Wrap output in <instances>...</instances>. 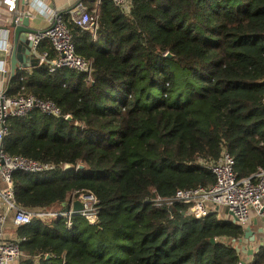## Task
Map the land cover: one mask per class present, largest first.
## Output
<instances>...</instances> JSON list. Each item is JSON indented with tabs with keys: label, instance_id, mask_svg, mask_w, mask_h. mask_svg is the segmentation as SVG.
Segmentation results:
<instances>
[{
	"label": "trees",
	"instance_id": "trees-1",
	"mask_svg": "<svg viewBox=\"0 0 264 264\" xmlns=\"http://www.w3.org/2000/svg\"><path fill=\"white\" fill-rule=\"evenodd\" d=\"M87 3L95 32L63 19L91 80L46 65L17 71L7 94L53 102L62 117L9 118L2 148L56 168L13 175L22 209L66 213L72 196L91 194L99 224H13L19 264H242L232 247L241 227L152 200L212 188L201 162L223 151L239 179L264 169V0H132L128 15L112 0ZM39 51L54 58L48 42ZM247 264H264V247Z\"/></svg>",
	"mask_w": 264,
	"mask_h": 264
},
{
	"label": "built area",
	"instance_id": "built-area-1",
	"mask_svg": "<svg viewBox=\"0 0 264 264\" xmlns=\"http://www.w3.org/2000/svg\"><path fill=\"white\" fill-rule=\"evenodd\" d=\"M30 1V0H29ZM94 1L99 5L102 0ZM4 3L11 4L9 9L14 8L15 0H4ZM36 10L50 22L47 29L39 31L38 34H31L33 39V50L39 52L44 42L52 45L55 57L51 58L48 52H39V65H46L50 73L62 69L73 70L83 73L90 81L92 76V65L90 62L79 57L76 53V46L70 30L61 15L45 7L41 0H31ZM112 2L125 14H130L132 0H112ZM72 22L82 29H92L93 19L86 10L83 3L71 12ZM16 24L20 25L19 19ZM40 113L60 118L62 113L53 102L44 101L33 95L9 96L6 91H0V264H15L22 257L20 241L6 239V226L9 217L16 227L29 225L34 219L50 222L60 217H67V227L72 226L73 215H80L89 225L99 224V209L95 196L81 194L80 202L83 210L79 213L74 211V201L70 202L69 212L46 211L29 212L22 209L16 201L13 175L16 172L30 174H45L55 171V166L49 163H41L22 156L12 157L4 152L2 142L8 135L6 122L9 118H23L30 113ZM67 118V116H65ZM201 165L206 167L216 178L215 185L210 188H197L192 190H179L171 198H161L155 195L152 202L156 207L172 208L177 204L186 206L188 213L196 219H203L210 214L219 213L220 209L225 210L226 216L222 219L238 225L243 229L252 226L255 222L261 228V235H264V169H259L249 178L239 179L235 172V160L228 151H223L217 163L202 161ZM65 170V167L62 168ZM79 167L76 168V171ZM73 199H75L73 197ZM78 200V201H79Z\"/></svg>",
	"mask_w": 264,
	"mask_h": 264
},
{
	"label": "crops",
	"instance_id": "crops-1",
	"mask_svg": "<svg viewBox=\"0 0 264 264\" xmlns=\"http://www.w3.org/2000/svg\"><path fill=\"white\" fill-rule=\"evenodd\" d=\"M4 0H0V91L4 90L6 92L9 91L11 87V79L16 72L19 70H25L31 72L36 66L30 68L21 67V64H17L19 69H14L12 64L11 56L14 51V47L16 45L15 42V32L12 27L15 18L19 19L20 25L25 22L27 12L32 14L29 17V27L36 31H42L47 29L50 25V22L39 13L34 4L29 0H15L14 8L11 11L9 7L11 4H6L3 2ZM45 7L54 11L56 14L64 17L65 15H71V12L75 11L80 3H83L88 11V7L90 6L89 0H41ZM87 1V2H86ZM97 5V4H96ZM89 13V12H88ZM18 14L17 17L15 15ZM40 52V51H39ZM39 52H37L39 54ZM37 53L31 52V55L28 57V62L31 63L34 59H37ZM51 57V56H50ZM55 57V54H54ZM219 217L226 216L225 210L220 209L218 213ZM252 227L256 232V236L258 239L257 245L252 248H256L259 246V239L264 240V235L260 234V227L256 225L255 222L252 223ZM16 238V228L13 225L12 217H9L6 226V239ZM242 260H247V263L252 262L254 257H248L246 253L240 254ZM20 260L15 263L19 264Z\"/></svg>",
	"mask_w": 264,
	"mask_h": 264
},
{
	"label": "water",
	"instance_id": "water-1",
	"mask_svg": "<svg viewBox=\"0 0 264 264\" xmlns=\"http://www.w3.org/2000/svg\"><path fill=\"white\" fill-rule=\"evenodd\" d=\"M18 14L15 15L17 17ZM32 14L30 12H27L25 22H23L21 25L16 24V18L14 20V23L12 25L14 32H15V42L16 45L14 47L13 54L11 56L12 64L14 69H19L17 64H21V67L24 68H30L33 66H36L39 62L38 58L31 63L28 62V57L31 55V52H34L33 50V39L30 37L31 34H38L39 31L33 30L29 27V17H31ZM97 24L93 23V27L96 28ZM167 57L171 58V54H167ZM15 76V75H14ZM13 76V77H14ZM68 121H72L71 116H67L66 118ZM77 127H81L80 124H76ZM75 167L73 165L67 164L65 166V171L70 172L73 171ZM79 169L83 170L84 166H80ZM83 210V204L80 201H76L74 204V211L76 213H79ZM262 232V231H260ZM258 242L256 232L254 231L252 226H249L246 228L243 236L239 239H235L232 241V247L239 253H246L248 257H255V255L259 252V250L264 247V240L259 239V246L256 248H252L253 246H256ZM212 243H215V240H212ZM47 259H50L48 256ZM242 264H247V260H242Z\"/></svg>",
	"mask_w": 264,
	"mask_h": 264
},
{
	"label": "rangeland",
	"instance_id": "rangeland-1",
	"mask_svg": "<svg viewBox=\"0 0 264 264\" xmlns=\"http://www.w3.org/2000/svg\"><path fill=\"white\" fill-rule=\"evenodd\" d=\"M78 200H79V197H78L77 199H76V198L73 199V196L70 198V202H71V201H74V202H75V201H78ZM79 201H80V200H79ZM84 221H85V220H84ZM243 234H244V233H243Z\"/></svg>",
	"mask_w": 264,
	"mask_h": 264
}]
</instances>
